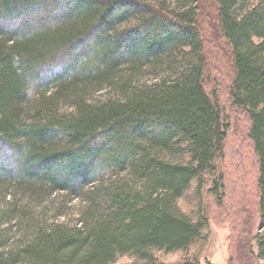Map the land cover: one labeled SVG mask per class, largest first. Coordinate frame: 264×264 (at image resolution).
<instances>
[{
    "label": "trees",
    "instance_id": "trees-1",
    "mask_svg": "<svg viewBox=\"0 0 264 264\" xmlns=\"http://www.w3.org/2000/svg\"><path fill=\"white\" fill-rule=\"evenodd\" d=\"M249 1L0 0V155L15 158H0V264H166L154 249L187 250L209 223L179 207L193 182L225 203L231 113L248 123L258 206L234 223L229 264H264V0ZM178 150L191 160L163 156ZM57 192L87 200L80 224L29 208Z\"/></svg>",
    "mask_w": 264,
    "mask_h": 264
},
{
    "label": "rangeland",
    "instance_id": "rangeland-1",
    "mask_svg": "<svg viewBox=\"0 0 264 264\" xmlns=\"http://www.w3.org/2000/svg\"><path fill=\"white\" fill-rule=\"evenodd\" d=\"M169 3L173 4L171 1ZM254 4H256L255 0H250L248 3L250 6ZM222 55L220 61L218 60L220 64L223 63L222 60L224 61ZM224 63L227 67L228 61ZM172 69L170 65L158 67L156 70L147 68L140 78L141 84L153 86L161 77L171 74ZM213 77L218 79L222 76L213 72ZM114 91L112 87H106L99 92H93L90 98L103 101L109 98L110 95L116 96ZM233 114L235 116V118L233 117L234 124L226 142L225 157L222 162H219L226 183L224 205H218L216 200L208 193L211 185L209 177L205 179L206 181L201 188L198 187V182H193L191 187L178 200L179 207L184 214L195 222L199 221L205 210L209 216L208 226L203 231V237L195 241L187 250L166 251L154 249L152 254L159 261L166 264H180L186 258L198 257L201 264H229L231 256L229 245L233 225L238 221L239 229H242L246 221L249 223L253 215L252 211L258 206L257 159L252 143L248 138V123L246 118L239 116L237 113H231V116ZM163 156L176 161L189 162L191 160L188 153L179 150L166 152ZM0 158L7 168L13 169L15 158L9 156L8 152L5 155H0ZM18 203L19 206L24 205L22 200ZM87 207H89V204L85 198L69 197L64 192H57L39 203H33L29 208H35V213L39 215L40 219H45L49 223L59 221L60 223L74 225L80 224L78 219L82 215L81 211ZM2 208L7 207L2 206ZM12 223L15 224L16 222ZM251 227L258 229L259 232L262 231L258 221L253 226L251 223ZM19 235L20 233L15 225L11 233L7 235L9 247ZM238 242L240 243V241ZM138 259L139 257L134 254H120L116 257L114 264H131ZM258 264L263 263L258 262Z\"/></svg>",
    "mask_w": 264,
    "mask_h": 264
}]
</instances>
